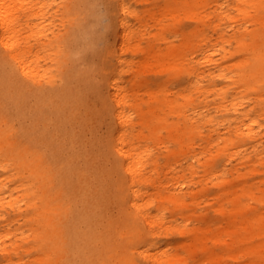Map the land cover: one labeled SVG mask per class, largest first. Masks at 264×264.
<instances>
[{
  "label": "bare ground",
  "instance_id": "bare-ground-1",
  "mask_svg": "<svg viewBox=\"0 0 264 264\" xmlns=\"http://www.w3.org/2000/svg\"><path fill=\"white\" fill-rule=\"evenodd\" d=\"M115 1L108 26L120 39L119 54L103 66L106 94L101 97V116L108 134L98 142L85 134L96 115L87 112L85 118H78L75 112L79 89L92 87L88 71L80 72L73 64L77 45L85 41L81 34L87 33L81 10L86 0L49 1L66 22L61 28L44 18L48 13L45 2L0 0V172L5 173L0 179V214H11L12 220H21L20 225L31 230L30 235L22 228L0 236V263L13 264V256L21 261L38 248L35 264H75L78 260L83 264H159V254L165 264H188L176 248L155 251L159 245L155 238L163 228L169 230L172 222L165 216L169 212L170 217H181L173 229L188 239L179 244L183 253L190 258L206 253L215 264L218 254L205 246L207 228L191 226L194 213L180 194L183 185L161 183L159 155L155 153L156 147L163 145L166 159L178 157L185 153L184 147L191 148L194 136L201 137L200 126L210 125L207 131L215 136L207 133L200 155L209 151L210 144L215 145L214 153L191 162V168L196 163L204 173L213 175L216 188L213 211L219 218L201 217L206 226L211 221L216 226L208 241L218 243L231 258H241L242 264H264V125L251 117L255 112L258 117L264 114V23L250 30L244 23H230L232 34L219 32L213 44L220 43L214 50L220 51L221 60L204 68L202 63L214 62L215 53L202 47L207 33L200 27V16L196 17L192 65L181 75L189 79L184 80L186 87L200 94L211 92L221 101L215 103L214 112L193 105L191 115H183L180 127L179 122L168 121V115L179 114L191 97L187 94L185 102L177 105L167 96L166 82L151 86L144 73L148 58L161 69L171 66L177 71L174 62L165 64L180 53L178 47L161 54L153 46L143 50L146 18L129 10L124 0ZM256 1L258 11L263 10L264 0ZM203 4L199 2L198 9ZM32 18L37 22L29 23ZM154 38L164 39L160 32ZM230 41L245 56L232 63L228 73L224 44ZM183 43L192 45L189 40ZM107 53L113 55L111 50ZM140 53L144 55L138 61L139 70L123 81V73L130 72L133 64L125 54ZM73 77L77 89L69 86ZM216 77L225 84L218 86ZM206 80L213 82L204 86ZM247 96L250 108L243 109L242 98ZM171 144L181 147L176 151L169 148ZM101 148L111 159L115 175L113 204L117 214L98 231L97 221L104 218L108 204L101 186L104 168L97 161ZM150 206L155 213L149 212ZM0 219L5 226L10 223L4 215ZM11 233L15 241L4 244ZM28 237L35 246L22 249L20 241Z\"/></svg>",
  "mask_w": 264,
  "mask_h": 264
},
{
  "label": "rangeland",
  "instance_id": "rangeland-1",
  "mask_svg": "<svg viewBox=\"0 0 264 264\" xmlns=\"http://www.w3.org/2000/svg\"><path fill=\"white\" fill-rule=\"evenodd\" d=\"M40 2L47 3L48 13L46 14L48 20H53L55 27H62L64 22L60 15V11L55 12L57 6L55 4H48L50 0H39ZM106 2V3H105ZM199 2L204 3L203 6L198 9ZM256 0H124V3L128 6L129 10H136L140 15H144L146 32L144 38L141 41V47L143 50H148L149 47L153 46V49L158 51L160 54L167 51L169 47H178V55L174 60L166 61V67L168 65H174L177 71H173V67L170 66L168 69H161V67L156 64L153 60L148 58L149 65L144 68V73L146 74L147 79L152 83L151 86H154L155 83L164 81L167 83V93L168 98L173 99L177 105L185 102V96L188 94L191 97V102L185 104L181 109L179 114L169 113L168 121L170 122H183V115H191L192 106L198 105L199 107L204 106L209 109L211 112H214L216 109V104L221 101L220 97L211 92L199 93L188 87L186 83L189 81L185 75H181L183 70L186 67L192 65L190 62L192 50L194 45L197 43V38L192 32L196 27V17L200 16L202 19V25L200 26L207 33V40L202 44V47L210 48L212 52L215 53V60L212 63H202L204 68L213 67L220 61V51L214 50L219 47V45H213L216 42V38L219 32H224L226 35L232 34V29L228 25L234 21L238 26L244 23L243 26H247L250 30L252 28H259L261 24L264 23V9L258 11ZM115 0H86L85 4L82 6V17L86 23L87 33L83 37L81 34L82 40L77 45L75 50V61L74 67L78 68L80 72L82 70L88 71V76L92 81V87L79 89L80 97L76 100L75 103V112L76 116L86 117L87 112L95 114L91 125L85 131V134L93 138L92 140L101 141L107 136V125L104 122L103 117L101 116V97L106 93L104 92V86L102 78L105 75L103 66H106L108 61H114L116 55L119 54V37L116 36L111 27L108 26L109 18L113 14V7L115 5ZM106 4V5H105ZM105 5V6H104ZM51 6V7H49ZM116 6V5H115ZM223 14L226 16L224 17ZM37 22V19H31L29 23ZM133 22V21H131ZM233 23V24H234ZM48 30V29H47ZM46 30V31H47ZM160 32L163 36V40H156L154 34ZM247 42L250 41L249 36H246ZM81 40V41H82ZM189 40L192 45L189 47L183 46V42ZM225 49L228 51L227 59L224 61V66L228 73L232 71V63L238 59L244 58L243 52H238L236 44L233 41L224 44ZM108 50L113 51V55H108ZM239 50V49H238ZM248 55L250 54L247 52ZM144 54L140 53L137 56H131L130 54H125L128 59L133 61L130 72H124L122 79L126 81L131 77V74L135 70H139L137 64L138 61H141ZM109 56V57H108ZM251 60V57H249ZM125 68V67H124ZM143 70V69H142ZM182 70V71H181ZM87 71H84L82 74H86ZM215 81L219 83L218 86L225 84L223 79L215 78ZM213 81L206 80L203 85L212 84ZM180 83V85L178 84ZM105 84V83H104ZM77 80L75 77L70 79V84L72 88H76ZM212 88V86L210 87ZM230 91L225 93L228 98ZM250 96V95H249ZM254 96V95H252ZM244 101L243 109L250 108L251 100L250 97L242 98ZM255 112V111H254ZM251 117H256L258 122L261 125H264V114L261 117H258L256 112L251 113ZM15 122V120H14ZM16 127V124H15ZM208 128H211L210 125L200 126L201 137L194 136L192 138V146L190 149L183 150L185 153H181L176 158L166 159V153L163 151V145L156 147L155 153L158 156L159 163V179L162 184L169 185V187H176L183 185V190L180 192L181 195L184 194V201L193 209V216L190 220L191 226L206 227L207 232L205 233L207 241L216 232L215 227L213 226V221L210 226H206L204 221L201 220L202 215H205L211 219L215 220L219 218V215L213 211V204H215L214 193L216 188L213 186V175L211 173H204L201 166L193 163L191 168V162L194 158L202 156L203 159L206 158L210 153H214L215 145H209V151L204 152L200 155V152L203 150V147L206 146V135L207 133L212 137L215 136L214 132L207 131ZM260 129V128H259ZM258 129V130H259ZM261 131V130H259ZM262 132V131H261ZM165 141V139H164ZM166 144V142H165ZM180 144H171L170 149H175L178 151L180 149ZM90 148V147H88ZM233 151V149H232ZM93 152V151H92ZM163 152V153H161ZM94 156L96 154L93 152ZM188 154L189 156H185ZM193 155V157H191ZM98 165L104 168L101 179V186L106 192L105 201L108 200V204L103 213L104 218L98 219L97 221V230L102 231L104 225L108 220H111L117 214V209L113 204L114 194L117 193V188L114 187L115 175L111 172V159L108 158L103 148L99 151L97 155ZM216 165L219 166V161H216ZM191 168V169H190ZM5 175V173L0 172V179ZM257 180V177L254 178ZM161 184V185H162ZM202 185V187H201ZM190 190L196 192L195 195ZM155 190L150 189L149 192ZM191 192V193H189ZM155 203V202H154ZM227 209L230 208L229 205H226ZM261 210V206L258 208ZM150 213H155L156 209L154 206H150L148 209ZM1 212V211H0ZM0 215H4L7 220H10L7 226L3 221H0V236L5 232H14V229H17L18 232L24 229L25 235H30L31 230L26 225H20L21 220L15 221L12 220L13 216L2 212ZM166 219L171 220L169 223V230L163 228V232L160 237L155 238L156 242L159 244L156 252L165 250L169 248V252L173 251L176 248L175 252L184 257L185 263L188 264H214L213 260L208 257V254L197 253L193 257L186 256L181 250L179 244L188 242V239L185 235H181L178 232H175L173 226L181 223V217L179 215H174L170 217V213L166 212ZM102 217V215L100 216ZM1 220V219H0ZM218 222V221H216ZM3 238L0 237V245H3ZM15 238L11 233L10 237L6 239L4 244H9L14 242ZM206 241L205 246L215 250V253L218 254V259L215 261V264H242L243 260L241 258H231L229 253H225L219 246L218 243H213L211 241ZM22 249L26 247L35 246L34 241L28 237L24 241H20ZM38 251V248H37ZM36 250H31L30 253L21 261H18L17 257H12L13 264H35L33 259L37 256ZM158 256V263H164V256ZM2 257L0 256V260ZM98 261V260H97ZM201 261V262H199ZM0 264H3L2 262ZM75 264H83L79 260ZM96 264H106L103 262H96Z\"/></svg>",
  "mask_w": 264,
  "mask_h": 264
}]
</instances>
